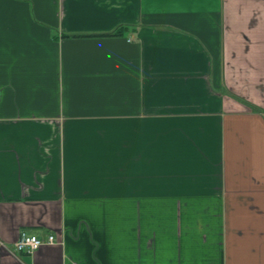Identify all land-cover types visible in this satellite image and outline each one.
<instances>
[{"label": "crops", "instance_id": "0c3cea01", "mask_svg": "<svg viewBox=\"0 0 264 264\" xmlns=\"http://www.w3.org/2000/svg\"><path fill=\"white\" fill-rule=\"evenodd\" d=\"M0 264H264V0H0Z\"/></svg>", "mask_w": 264, "mask_h": 264}, {"label": "built area", "instance_id": "2783aa9c", "mask_svg": "<svg viewBox=\"0 0 264 264\" xmlns=\"http://www.w3.org/2000/svg\"><path fill=\"white\" fill-rule=\"evenodd\" d=\"M55 241L54 236H49L47 241L40 239L34 235H28L22 232L15 242V248L20 252L32 253L40 249L44 244H52Z\"/></svg>", "mask_w": 264, "mask_h": 264}]
</instances>
